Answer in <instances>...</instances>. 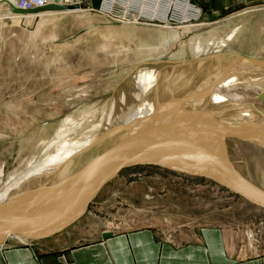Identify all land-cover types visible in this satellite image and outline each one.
<instances>
[{"label": "rangeland", "instance_id": "1", "mask_svg": "<svg viewBox=\"0 0 264 264\" xmlns=\"http://www.w3.org/2000/svg\"><path fill=\"white\" fill-rule=\"evenodd\" d=\"M178 1L164 0L161 12L166 14L162 20H154L161 22L155 25L126 23L120 15L101 14L105 0L86 14H69L73 8L54 11L57 14L46 15L38 23L12 18V14L0 16V193L14 183L25 189L31 179L43 185L44 196L43 190L52 187L50 184L69 179L70 173L73 175L90 158L115 146L123 131L129 129L119 123L135 109L141 96L140 89L132 84L136 75L154 70V90L158 84L166 86L170 74L180 71L183 78H193L192 84L197 86L217 71L219 62L228 67L224 72L230 71L223 76L244 67L242 63L247 61L264 68V32L259 29H264V21H258L264 3L223 15H203L189 0L199 12L184 15ZM140 2L133 0L134 11L139 10ZM117 7L114 13L119 14L123 9ZM152 9L147 6L144 10ZM242 17L251 25L256 19L258 28L244 27ZM141 18V22L148 21L145 16ZM165 21L170 25H163ZM147 94L150 99L154 97V91ZM245 100L264 109L260 98L236 99L240 104ZM76 139L83 142L69 150H75L69 158L65 152L61 156L65 160L45 164L51 177L36 174L27 178L29 170L38 163L41 166L53 150H63ZM63 140L67 144L59 146ZM201 140L196 153L187 149L194 164L212 165V157L264 188V145L225 133L194 142ZM189 156L179 152L164 156V160L189 165ZM82 215L64 231L94 227L97 223L93 220L98 221L95 215L129 227L157 224L162 231L210 224L230 232L237 256L264 254L263 207L204 176L156 164L123 167Z\"/></svg>", "mask_w": 264, "mask_h": 264}, {"label": "bare ground", "instance_id": "2", "mask_svg": "<svg viewBox=\"0 0 264 264\" xmlns=\"http://www.w3.org/2000/svg\"><path fill=\"white\" fill-rule=\"evenodd\" d=\"M110 1L113 2V0ZM160 2L161 0H141L140 5L142 8L153 6V10H148L149 12L143 15L150 18H154V16L163 18L162 16L165 15L166 12L158 10ZM82 3V0H61L60 4L71 6H67L60 10L53 9L52 11L73 8L74 10L67 11L69 14L73 15H82L91 11L90 7H86ZM47 4H49L48 1L42 6H35L30 9H39ZM15 6L18 9H22L19 8L16 3ZM45 10L51 9H41L24 13L16 11V13L21 15L29 13L35 14L45 12ZM100 13L114 17L113 14L105 10L100 11ZM119 13H121L120 17H122L126 23L146 25L161 24V22H153V20L148 18L146 19L148 21L141 22L138 18V16H141L139 11L133 14L127 10ZM164 23L163 25H170L168 21ZM230 54L235 55L234 53ZM238 56L239 55H237V57ZM240 62L241 61H239V63ZM247 62L242 63L244 67L238 68V70L227 76H223V74H228L229 70L224 72L228 67L223 66L222 62H219V65L215 67L217 71L214 73L211 72L210 75L201 80L197 85L198 87L192 84L193 78H189L188 76L183 78L182 71L170 74V79H168L169 82L166 81L167 84L165 83L166 86L161 85V87H159L158 84L157 87H154V90L152 88L155 85L154 83H156L157 77L154 70L145 71L142 74L136 75L135 78L133 77L132 84L140 89L141 96L138 97L139 102L135 109L124 117L123 121H119L120 126H129V129L123 131L122 135L124 136L115 146L109 150L106 149L102 154L100 153L98 158L122 159L127 156L129 158L139 153L140 149L144 146L150 147V149L152 148V155L155 157H160V155L179 154V152L189 156L187 149L190 152L196 153L202 146L203 140L194 142V139L209 137L220 133L233 134L239 138L251 141L255 140V143L264 145V109L260 108L261 106H257L253 101L251 103L246 100L240 101L242 102L241 104L236 101V99L243 96H246V98L247 96H251L260 98L264 102V68L259 66V64L257 65L255 62ZM221 68H223V70H219ZM215 76H217V79ZM162 87H164L163 90L160 89ZM151 91H154V97L152 99H150V96L147 94L151 93ZM226 92H228V94ZM229 92L233 93L229 94ZM183 96L185 97L183 98ZM75 123L76 122H73V124ZM157 125L158 127L161 126L162 129H157ZM147 126H149L148 129ZM61 136L64 135L61 133ZM61 136H59V138H61ZM154 138L156 141L152 140ZM148 139L150 141L149 144L147 143ZM81 142H83V140L76 139L71 140V142L67 144V140H63L59 146H63V144H67V146H65L63 150H59V148L53 150V154H48L43 159L45 162L40 161L41 166H39L38 163L29 170L27 178L36 174H38V177L42 175L47 178L46 176H50V174L46 171L44 167L45 164L49 166V160L58 161L69 158V156L75 152V150H73V152H69V150H71L73 146L81 144ZM140 142L142 143L139 146ZM152 144L153 146L151 147ZM89 146L90 145L83 147L81 151L84 152ZM77 150H79V148H77ZM65 152H69V154L65 156ZM55 154L59 155L55 156ZM61 156H65V158H61ZM211 160L212 165H196L192 160L189 165L168 164L173 167L186 166L196 168L206 174H216L214 178L204 177L224 186H232L239 191L247 193L252 198L264 201V195L262 196L248 190L244 185L233 179V176L217 174L219 173V171H217L219 170L217 169L219 164L215 162L212 157ZM93 170H95L94 173L99 177H103L111 172L110 167L103 169L93 168ZM70 174L72 175V173ZM27 182L29 187H25V189H23L20 183H14L1 191L0 225L3 223L6 225L10 222L25 218L27 221L34 220L32 222L33 225L27 226L25 229L6 232V236L0 241V245L5 243L8 238L18 239L22 243H29L30 240L48 236L70 225L79 218L83 212L85 213L87 211L89 202L93 200L100 189L106 184L104 183L95 194L94 191L97 190V185L79 186V188L76 187L72 190H68L66 187L64 188V185L62 188L60 187L61 189L57 188L58 190H55L54 195L50 197V187L43 190L46 192L43 196L41 189L43 185H39L38 183L35 184L31 179ZM249 183L254 185L251 182ZM50 186L52 185L50 184ZM37 196L39 199H37ZM50 198V210L46 214H42L45 209V204L47 205ZM30 217L33 218L31 219Z\"/></svg>", "mask_w": 264, "mask_h": 264}, {"label": "crops", "instance_id": "3", "mask_svg": "<svg viewBox=\"0 0 264 264\" xmlns=\"http://www.w3.org/2000/svg\"><path fill=\"white\" fill-rule=\"evenodd\" d=\"M16 1L0 0V16L12 14V18L34 19L38 23L46 15L57 14L45 10L21 15L16 13ZM82 1L84 6L90 8L102 4V0ZM190 1L203 15H223L264 3V0ZM242 18L241 24L254 30L258 28L255 26L260 19L264 21V12L258 21H253V25L248 22L249 19ZM262 28L259 29L264 32ZM94 217L98 218L96 222L93 220L97 225L87 230L64 231L67 225L53 234L30 240L29 243H22L18 239L14 242L7 240L0 245V264H264V254L237 256L239 254L232 243L230 232L222 226L206 224L202 227H175L173 231H162L157 224L129 227L122 225L121 221L102 219L96 215ZM104 232L110 234L104 236Z\"/></svg>", "mask_w": 264, "mask_h": 264}, {"label": "water", "instance_id": "4", "mask_svg": "<svg viewBox=\"0 0 264 264\" xmlns=\"http://www.w3.org/2000/svg\"><path fill=\"white\" fill-rule=\"evenodd\" d=\"M71 5H68V7H70ZM65 7H67L66 5L63 4H58V3H49L47 5H45L44 7H41L39 9H29V10H24V9H18L15 8V10L17 12H31V11H36V10H41V9H55V10H60V9H64ZM146 128V127H144ZM143 128V129H144ZM149 128V126H147V129ZM162 129L161 126L158 127L157 125V129ZM165 128V127H164ZM152 140H155L152 139ZM156 141V140H155ZM142 142L139 143V146L141 145ZM147 143L149 144L150 141L148 139ZM153 146V144L151 145V147ZM137 149L139 150V148L137 147ZM178 152V151H177ZM99 154H96L95 156H93L92 158H90L88 163H86L83 167H81L78 171H76L73 175L69 176V179L62 181L61 183L57 182L55 184L52 185V187H50L49 191H50V197H52L55 193V190L57 191L58 187H66V189L68 190H72L75 189L76 187L79 188L83 187V186H92V185H97V190L94 191V194L99 191L100 187L106 183L109 179H111L112 177H114L123 167L125 166H130V165H136V164H145V163H150V164H156L159 165L161 167H165V168H169V169H173V170H177V171H181V172H185L188 174H193V175H199V176H207L210 178H214V175L216 174H206L203 171H199L196 168H191V167H184V166H180V167H173L170 164L167 163V161H165V157L164 155H160L159 158L155 157L152 155V148L150 149V147H142L140 149V152L137 154H133L134 156H130L128 158H122V159H99ZM93 164V165H91ZM226 165V164H225ZM222 164H219L217 166V171H219V175H229V176H233L232 178L235 179L236 181H238L240 184L244 185L248 190L257 193L259 195H264V188L254 184H250L248 181V179L246 177H242L240 175L237 174L236 171L232 170V167L228 164V166H225ZM106 167H110L111 168V172L109 174L104 175L103 177H99L97 176L94 172L95 170H93V168H106ZM226 186V185H225ZM226 187L230 188L231 190H233L236 193H239L240 195L244 196L248 201L253 202L254 204H257L260 207L264 208V201H260L259 199L256 198H252L250 197L247 193H244L242 191H239L238 189H235L232 186L227 185ZM93 194V195H94ZM252 195V193H251ZM37 199H39V197L37 196ZM50 203H51V198L49 199V202L47 203V205L45 204V209L43 211L42 214H46L47 212H49L50 210ZM25 218V217H23ZM31 219L33 217H30ZM34 221V220H33ZM33 221H27L26 218L25 219H20V220H16L13 222H10L6 225H4L5 223H1L2 225H0V241H2L5 236H6V232L8 231H16L18 229H25L27 226H31L33 225L32 222ZM110 232H104L103 235H109Z\"/></svg>", "mask_w": 264, "mask_h": 264}, {"label": "built area", "instance_id": "5", "mask_svg": "<svg viewBox=\"0 0 264 264\" xmlns=\"http://www.w3.org/2000/svg\"><path fill=\"white\" fill-rule=\"evenodd\" d=\"M121 1H126V3H122ZM128 1V2H127ZM47 0H17L16 1V4L19 8H22V9H30L31 7H35V6H42L44 4H46ZM155 3V1H154ZM164 3V0H161L160 2V5L158 6V10L159 11H162L161 10V6L163 5ZM178 4H180L183 8V11L181 13H184V15H187V12L188 14H190L191 12H193L194 14L197 12H199V9L197 8V10L195 9L196 7L193 5H191L190 1L189 0H179L177 2ZM135 4L133 3V0H113L110 1V0H105V3H103V6H102V10H105V11H108L110 12L111 14H113L114 16H117V15H121V13H114V11L116 9H118L117 6H119V8L123 9V11H130L131 14L133 13H136L137 11H134L132 9V6H134ZM92 9V8H91ZM145 7H139V13H141V16H138L139 19H142L141 17L144 16L143 14H147L149 11L148 10H144ZM192 9V11H191ZM141 10V11H140ZM153 10V9H152ZM164 11V10H163ZM151 15V13H150ZM164 17V15L162 16ZM122 18V17H121ZM146 19H150V20H162L163 18L161 17H156L154 16V18H150V17H145Z\"/></svg>", "mask_w": 264, "mask_h": 264}]
</instances>
